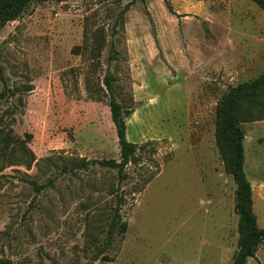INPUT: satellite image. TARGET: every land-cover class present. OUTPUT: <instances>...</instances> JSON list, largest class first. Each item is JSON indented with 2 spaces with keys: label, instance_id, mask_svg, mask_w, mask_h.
<instances>
[{
  "label": "rangeland",
  "instance_id": "374dc122",
  "mask_svg": "<svg viewBox=\"0 0 264 264\" xmlns=\"http://www.w3.org/2000/svg\"><path fill=\"white\" fill-rule=\"evenodd\" d=\"M106 74L134 145L122 179L91 163L120 161ZM262 75L250 0H32L0 28V264H232L216 114ZM237 116L264 229V92ZM245 264H264V242Z\"/></svg>",
  "mask_w": 264,
  "mask_h": 264
},
{
  "label": "trees",
  "instance_id": "16d2710c",
  "mask_svg": "<svg viewBox=\"0 0 264 264\" xmlns=\"http://www.w3.org/2000/svg\"><path fill=\"white\" fill-rule=\"evenodd\" d=\"M32 0H0V28L7 22L19 17ZM47 2H65L69 0H44ZM202 1V0H196ZM264 10V0H250ZM168 6V4H167ZM169 7V6H168ZM108 65V63H107ZM103 84L109 95L110 119L115 128L120 151V161L91 162L102 167L115 168L119 176L134 154V145L126 139V124L122 106L112 94V78L106 74ZM264 92V75L249 83L239 84L230 88L218 105L216 114L215 140L222 156L226 173L231 176L234 184V212L238 216L237 250L232 264H245L248 258L255 257L257 248L264 242V229L257 225V219L252 208V189L244 172V134L238 121V112L243 102L258 104L261 93ZM122 179V175L121 178ZM120 203L114 208V214L109 224V233L123 235L126 223L121 220ZM116 231V232H115ZM107 259V258H105Z\"/></svg>",
  "mask_w": 264,
  "mask_h": 264
},
{
  "label": "crops",
  "instance_id": "0c3cea01",
  "mask_svg": "<svg viewBox=\"0 0 264 264\" xmlns=\"http://www.w3.org/2000/svg\"><path fill=\"white\" fill-rule=\"evenodd\" d=\"M252 186V198H253V191H254V188H255V185H251ZM257 197H258V201H259V203L261 204V207H264V184H263V186H261V187H259L258 188V190H257ZM220 197L221 198H223L224 197V195H220ZM253 201V200H252ZM253 204H254V202H253ZM252 204V207L254 206ZM263 210H264V208H263ZM235 213V212H234ZM255 214V213H254ZM237 216V215H236ZM255 216H256V219L258 220V215H256L255 214ZM261 216H262V221L264 222V212L263 213H261ZM237 218H238V216H237ZM237 225H238V220H237ZM257 225H258V222H257ZM259 227V226H258ZM236 229H237V227H236ZM237 239H238V232H237ZM236 250H237V241H236Z\"/></svg>",
  "mask_w": 264,
  "mask_h": 264
},
{
  "label": "water",
  "instance_id": "95a60500",
  "mask_svg": "<svg viewBox=\"0 0 264 264\" xmlns=\"http://www.w3.org/2000/svg\"><path fill=\"white\" fill-rule=\"evenodd\" d=\"M251 188H252V186H251Z\"/></svg>",
  "mask_w": 264,
  "mask_h": 264
}]
</instances>
